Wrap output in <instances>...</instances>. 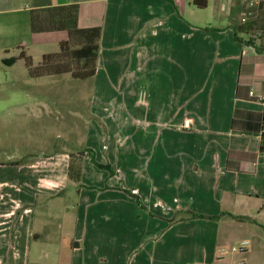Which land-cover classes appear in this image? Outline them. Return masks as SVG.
<instances>
[{
    "label": "crops",
    "instance_id": "crops-1",
    "mask_svg": "<svg viewBox=\"0 0 264 264\" xmlns=\"http://www.w3.org/2000/svg\"><path fill=\"white\" fill-rule=\"evenodd\" d=\"M74 4L102 29L77 147L116 173L86 156L80 188L64 150L0 163V264H242L231 229L264 215V49L234 28H264V0H209L208 18L189 0H0V69L58 53L68 33H34L33 11Z\"/></svg>",
    "mask_w": 264,
    "mask_h": 264
},
{
    "label": "rangeland",
    "instance_id": "rangeland-1",
    "mask_svg": "<svg viewBox=\"0 0 264 264\" xmlns=\"http://www.w3.org/2000/svg\"><path fill=\"white\" fill-rule=\"evenodd\" d=\"M196 10L202 18L210 14L204 11L206 9ZM34 49L35 56L39 57L42 51H58L59 47L48 42L35 45ZM20 74L21 71L0 69V163L29 161L64 150L70 154V164L71 154L83 150H79L78 143L86 145L87 113L93 97L91 83L73 79L68 74L31 76L29 71L27 76ZM261 225H264V215L254 222L235 223L231 229L232 245L249 242L248 251L241 254L248 264H264V228ZM54 257H48L47 261ZM63 261L68 264L67 260Z\"/></svg>",
    "mask_w": 264,
    "mask_h": 264
},
{
    "label": "trees",
    "instance_id": "trees-1",
    "mask_svg": "<svg viewBox=\"0 0 264 264\" xmlns=\"http://www.w3.org/2000/svg\"><path fill=\"white\" fill-rule=\"evenodd\" d=\"M192 4L197 9H206L209 5V0H192ZM80 9L79 5L68 6H49L33 11L32 30L34 33H49L66 31L68 39L60 43V50L58 53L47 54L43 56L39 64H34L28 58L27 68L31 76H47V75H64L68 74L76 80H89L96 76L98 59L100 54V42L102 37V29L100 27H93L82 29L79 26ZM254 22L247 19L235 26V34L257 33L261 40L260 47L264 49V28L254 27ZM264 25V24H263ZM254 33V34H255ZM249 43V42H248ZM52 65V69L47 68ZM47 68L45 70L44 68ZM264 150V146H263ZM68 168V177L72 182H76L81 188L82 173H83V159L89 156L91 161L102 169H108L114 176L116 171L109 166H101L95 160L94 151L89 148H84L78 154H71ZM78 158V160H76ZM139 203L142 204L140 198L131 192ZM192 217H204L199 214H192Z\"/></svg>",
    "mask_w": 264,
    "mask_h": 264
},
{
    "label": "built area",
    "instance_id": "built-area-1",
    "mask_svg": "<svg viewBox=\"0 0 264 264\" xmlns=\"http://www.w3.org/2000/svg\"><path fill=\"white\" fill-rule=\"evenodd\" d=\"M192 1V0H189ZM262 3V0H248V8L250 10H253L255 8H258ZM251 15V12L247 13L246 16L242 19L243 22H246L248 17ZM251 97L255 98L258 101H263L264 103V96L262 95H256L254 91L250 92ZM191 120H186L184 123V128L189 129L191 127ZM249 242L248 241H241L238 245H235L232 247L231 251L234 253H245L248 251ZM225 251V250H223ZM242 264H245L243 262Z\"/></svg>",
    "mask_w": 264,
    "mask_h": 264
}]
</instances>
